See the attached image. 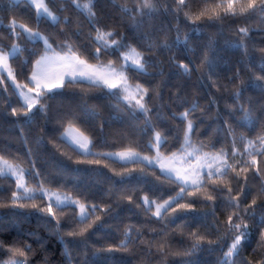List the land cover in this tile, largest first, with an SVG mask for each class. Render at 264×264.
I'll list each match as a JSON object with an SVG mask.
<instances>
[{
    "label": "trees",
    "instance_id": "1",
    "mask_svg": "<svg viewBox=\"0 0 264 264\" xmlns=\"http://www.w3.org/2000/svg\"><path fill=\"white\" fill-rule=\"evenodd\" d=\"M45 2L57 15L56 24L47 18L37 24L35 7L24 0H0V21L4 25L0 27V47L7 50L16 42L23 49L9 61L15 81L32 86L28 78L35 61L44 54V46L42 42H27L23 35L19 40L10 35L8 26L13 20L48 36L53 48L68 41L82 58L93 64L112 61L120 67L121 53L136 48L148 62L147 72L128 70L126 75L131 84L149 90L145 98L148 123L142 113L118 98L122 97L118 89L112 90L118 95H111L103 86L83 82L66 83L62 89L54 90L42 100L47 106L45 111L37 108L25 117L22 113L26 106L22 108L14 84L2 73L0 156L25 168L35 165L34 171L40 176L30 186L44 181L45 187L97 205L98 210L87 222L92 227L83 236L69 237L68 231H79L84 225L69 222V210L65 209L62 214L57 213L62 216L57 234L56 220L31 207L34 202L47 207L46 199L23 201V208L0 207V242L5 246L0 250V261L11 255L8 246L29 244L30 264H184L188 260L193 264H220L235 235L226 236L227 217L236 211L228 206V201L237 198L239 212L251 233L238 264H256L264 256V224L260 223L264 217V155L249 156L244 149L247 140H253L259 149L257 137L264 135V79L257 81V77H264V15L193 24L183 12L178 19L174 13L165 12V0H155L158 11L145 16L135 12L143 0H95V16L90 19L72 0ZM78 2L83 4L87 0ZM202 6L197 0L191 10ZM125 8L132 11L126 13ZM240 27L250 29L248 37L238 34ZM97 29L113 32L111 39L122 44L118 51L102 52L99 60L95 58ZM178 36L181 41L188 36L187 45L177 44ZM236 44L243 47L236 49ZM180 64L188 65L190 71L185 73ZM257 83L262 87H256ZM237 91L242 92L239 99L235 96ZM194 103L199 107L189 116L194 123L192 143L201 153L224 149L233 168L213 201L203 198V190L197 197L185 195L179 203L191 202L193 210L178 212L174 221L171 210L158 220L143 207H137L138 203L143 204L145 196L161 202L180 191L178 185L163 178L158 166L149 168L134 162L122 166L119 160L106 156H84L61 138L65 127L71 124L89 137L92 153L131 148L151 155L154 150L147 146L154 133L160 132L166 138L160 151L170 155L181 148L184 140L187 120L180 116ZM249 107L254 122L251 125L243 119ZM13 108L18 109L16 116L12 115ZM241 135L245 140L240 139ZM233 147L237 149L235 156ZM96 160L99 163L88 162ZM245 167L247 172L243 171ZM14 190L13 178L0 179V202L8 204ZM128 196L133 199L129 201ZM253 200L256 204L250 208ZM245 210L254 214L245 215ZM75 214L78 215V208ZM129 226L133 236L136 229L140 230V238L130 243L127 250L109 252V248L116 249L125 239ZM193 232L205 240L201 250L188 256L185 253L194 243L190 235Z\"/></svg>",
    "mask_w": 264,
    "mask_h": 264
},
{
    "label": "snow or ice",
    "instance_id": "2",
    "mask_svg": "<svg viewBox=\"0 0 264 264\" xmlns=\"http://www.w3.org/2000/svg\"><path fill=\"white\" fill-rule=\"evenodd\" d=\"M14 3L18 0H13ZM25 4L34 5L36 12L37 24L41 19L47 18L52 24L58 22V17L52 10L47 6L45 0H24ZM76 8L86 12L89 18H93L95 13L92 11L95 0H87L86 3H79L78 0H72ZM166 7L165 12L174 13L175 16L179 17L181 12L184 13L186 19L191 21L193 24L199 21H218L223 20L227 17L231 18H244L251 19L257 14L264 15V0H199V4L203 5L199 7L197 11L191 10V5L197 3V0H165ZM172 5H175L173 8ZM124 11L130 12L132 9L125 8ZM158 11L155 0H143L142 4H139L135 8V12L138 15H152ZM2 21H0V27H3ZM11 29L10 35L19 40L23 35L27 42L37 43L42 42L44 46V54L35 61L33 65V71L31 76L28 78L29 82L33 86L26 84L15 83V77L13 70L9 64L10 60L17 58L20 52L23 51L21 46L14 42L10 48L5 50L0 47V75L4 71L8 73V76L12 78L15 83V90L22 101V108L26 106V111H23V116L29 117L33 111L37 108L40 111L46 110V105L42 103V100L54 90L62 89L66 86V83H87L89 86L107 88L111 95H118V93L112 90L118 89L120 93H124L122 97L123 101L128 105L129 108H135L136 112L142 113L145 117V123H148L147 117L149 114V108L145 102V98L149 94V90L142 85H135L134 87L128 83L129 77L126 75L128 70H133L136 73H146L148 62L143 57L142 53L137 51L136 48H129L127 52L122 54L123 63L117 68L114 66L112 61L108 64H90L87 59L81 57V55L74 50V47L68 41H64L62 45H58L57 48H53L49 42L48 36L42 34L38 30H33L26 27L24 24L17 25L16 21L13 20L8 26ZM22 30V31H20ZM179 31V29H177ZM193 31H198L193 29ZM250 29L247 27H240L238 34L242 37H248ZM114 33L111 31L102 32L97 29V35L95 42L97 44L95 58L99 60L102 52H109L115 49L116 51L122 47L120 41L111 39ZM177 44L187 45L188 36H185L184 40L181 41L179 36L176 40ZM236 49L243 47L241 44L234 45ZM264 52V49L261 50ZM246 55H249L246 51ZM129 61L131 63H129ZM179 67L183 69L185 73L189 72L190 69L186 64H180ZM261 69L264 70V57L261 58ZM264 79V77H257V81ZM256 87H262L259 83ZM27 89L25 91L24 89ZM34 93V95H32ZM242 95L241 91H237L235 96L237 99ZM133 101L135 104L133 105ZM199 107L198 104L194 103L189 109L181 114L180 119L187 120V128L184 133V140L181 144V148L170 155H165L160 151L162 145L166 143V138L162 133L156 132L153 140L149 141L148 148L155 149V156H141L140 152L135 151L131 148L117 152V153H92L91 151V140L78 128L69 124L68 128L62 135V139L69 143L73 147L74 151L81 152L84 156L97 155L106 156L112 159H118L122 166L127 165L129 162L143 163L145 166L152 168L158 166L160 173L164 179L169 183L176 184L179 186L180 191L175 196H170L163 202H158L155 199H149L148 196L143 198V204H137V207H143L145 212H151L152 216L158 220L163 219L166 214H169L171 210L172 219L175 220L178 212H187L193 210L191 202L179 203L180 200L185 199V195L189 197H197L203 190L204 199L213 201L216 198V194L219 193L221 186L224 184L225 179L228 177L229 170L233 168V165L229 163L228 153L224 149H220L217 152L201 153V149L194 145L191 141L190 134L194 131V123L189 116L192 112L196 111ZM243 111V106L241 105ZM18 109L13 108L12 115L16 116ZM244 121L249 125L253 124L251 115V107L245 111ZM240 139L243 141L245 137L241 135ZM260 143L259 149L255 148V142L253 140H247L245 146V153L249 156L255 154L264 155V135L257 137ZM237 154V149L233 147L232 156ZM89 163H99V160L88 161ZM252 163L256 161L253 158ZM35 165L31 168H25L20 163L14 162L13 160L7 159L4 156H0V179L13 178L15 180V190L12 191L11 199L8 204L0 202V207L11 206V207H25L23 201H35L37 199L48 201L47 207L43 204L32 203L31 207L37 209L40 212H44L52 220H56L55 230L57 234L62 227L61 219L62 216H58L57 213H63L65 209L69 210L68 220L69 222H75L79 225H84L79 231L72 230L68 231L69 237L83 236L84 233L92 227L91 223H87L91 216L95 215L98 210L97 205H88L81 202L79 199L73 198L69 194H64L60 191H52L45 187L44 181L39 184L30 186V182L36 178H39L40 173L34 171ZM243 171L247 172L248 169L245 167ZM118 176L128 175L127 173L121 174L116 173ZM210 185V186H209ZM231 193L232 189H228ZM127 199L131 201L132 196H128ZM256 204V201H252V205ZM176 205V207H173ZM240 201L237 198H230L228 201L229 207H235L236 211L227 217L226 221V236L235 233L232 238L231 244L228 246V251L224 253L220 259V264H238V257L244 244L248 241L251 233L249 231V225L244 222L239 212ZM153 206L155 211H152ZM79 208V214H75V209ZM110 208V206H109ZM105 211V209H100ZM254 214L248 213L245 210V215ZM100 216H96V220H99ZM239 221V222H237ZM46 223L51 224V220H47ZM260 223L264 224V217H261ZM136 235L132 234V226H129L125 231V239L121 241L120 245L116 249L109 248L108 251L116 250H127L128 245L133 243L135 239L140 238V230H135ZM194 237V243L191 249L185 253V255L191 256L197 251L201 250L202 242L205 237L198 233H191ZM264 235V233H262ZM209 244L214 243L208 241ZM3 242H0V250H4ZM163 249L161 248V251ZM7 251L11 253L9 258L4 261H0V264H30L29 253H31V245L26 244L23 247L8 246ZM184 264H193L191 260L185 261ZM239 264H243L240 261ZM250 264V262H249ZM256 264H264V256L256 261Z\"/></svg>",
    "mask_w": 264,
    "mask_h": 264
},
{
    "label": "rangeland",
    "instance_id": "3",
    "mask_svg": "<svg viewBox=\"0 0 264 264\" xmlns=\"http://www.w3.org/2000/svg\"><path fill=\"white\" fill-rule=\"evenodd\" d=\"M46 3V2H45ZM34 6V5H33ZM48 6V5H47ZM35 7V6H34ZM36 9V8H35ZM51 10V9H50ZM36 12H37V10H36ZM55 14V13H54ZM56 15V14H55ZM57 16V15H56ZM128 51V50H127ZM127 51H125V52H127ZM125 52H122L121 53V55L123 54V53H125ZM43 55V54H42ZM41 55V56H42ZM40 56V57H41ZM39 57V58H40ZM38 58V59H39ZM122 61H123V59H122ZM129 63H131L130 61H129ZM90 64H93V63H90ZM106 65V64H105ZM115 66V65H114ZM116 67V66H115ZM117 68H119V67H117ZM3 73H5L6 75H7V77L10 79V81L13 83V80H12V78H10L9 76H8V73L6 72V71H4ZM15 83H17V82H15ZM15 83H13L14 84V86H15ZM128 83L130 84V85H132L133 87L135 86V85H133V84H131L129 81H128ZM33 86V85H32ZM25 91H27V89L25 88L24 89ZM32 95H34V93L32 94ZM124 95V93H122V96ZM133 103V105L135 104V101H133L132 102ZM66 128H68V126H66L65 127V129ZM65 129L63 130V132H62V135H63V133L65 132ZM154 135H155V133H154ZM154 138V137H153ZM154 150V152H153V154H151V155H149V154H143V153H140L141 154V156H144V155H147V156H155L156 155V151H155V149H153ZM121 151H125V150H117V151H107V152H105V153H117V152H121ZM118 160V159H117ZM50 190H52V189H50ZM52 191H56V190H52ZM144 198V197H143ZM161 202H163V201H161ZM153 211H155V207L153 206ZM78 214H79V208H78Z\"/></svg>",
    "mask_w": 264,
    "mask_h": 264
},
{
    "label": "crops",
    "instance_id": "4",
    "mask_svg": "<svg viewBox=\"0 0 264 264\" xmlns=\"http://www.w3.org/2000/svg\"><path fill=\"white\" fill-rule=\"evenodd\" d=\"M10 80V79H9ZM16 82V81H15Z\"/></svg>",
    "mask_w": 264,
    "mask_h": 264
}]
</instances>
